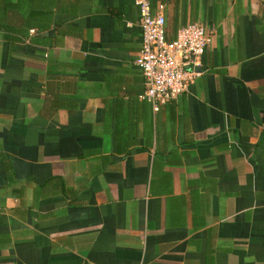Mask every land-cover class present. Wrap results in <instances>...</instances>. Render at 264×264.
Wrapping results in <instances>:
<instances>
[{"label": "crops", "instance_id": "crops-1", "mask_svg": "<svg viewBox=\"0 0 264 264\" xmlns=\"http://www.w3.org/2000/svg\"><path fill=\"white\" fill-rule=\"evenodd\" d=\"M136 0H0V264H264V0H149L210 44L154 112Z\"/></svg>", "mask_w": 264, "mask_h": 264}, {"label": "built area", "instance_id": "built-area-1", "mask_svg": "<svg viewBox=\"0 0 264 264\" xmlns=\"http://www.w3.org/2000/svg\"><path fill=\"white\" fill-rule=\"evenodd\" d=\"M140 10L142 50L136 64L146 83L143 99L158 113L168 103L187 93L201 75V58L210 44L205 28L189 24L181 28L174 40L166 31L164 6L152 9L149 0H136Z\"/></svg>", "mask_w": 264, "mask_h": 264}]
</instances>
